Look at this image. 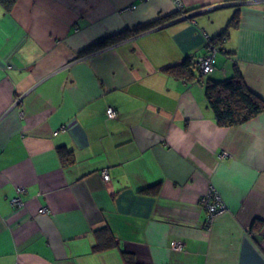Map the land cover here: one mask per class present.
Instances as JSON below:
<instances>
[{
  "label": "crops",
  "instance_id": "obj_1",
  "mask_svg": "<svg viewBox=\"0 0 264 264\" xmlns=\"http://www.w3.org/2000/svg\"><path fill=\"white\" fill-rule=\"evenodd\" d=\"M179 1L203 12L164 26L174 0H0V264H264V111L222 127L204 96L237 70L264 100V0ZM210 190L226 210L208 222Z\"/></svg>",
  "mask_w": 264,
  "mask_h": 264
},
{
  "label": "trees",
  "instance_id": "obj_2",
  "mask_svg": "<svg viewBox=\"0 0 264 264\" xmlns=\"http://www.w3.org/2000/svg\"><path fill=\"white\" fill-rule=\"evenodd\" d=\"M1 1L6 5V0ZM187 13L188 11H186L185 8L177 9L176 13L164 17L163 20ZM237 18L238 16L235 14L230 21V26H235L237 24ZM163 20L157 19L152 23L135 28L131 32L129 30H124L107 36L96 42L94 46L89 47L90 49L88 48L80 54L93 52L94 50L113 45L129 37L130 33L131 35H135L142 30H147L160 24ZM226 34L227 32L223 31L220 35L214 37L213 40L221 41ZM193 61L194 59L187 57L180 65L169 67L167 70H170L169 72L176 76L183 74ZM186 74L187 73H185V76ZM200 77H202V75H200ZM204 82V96L207 105L212 111L214 120L219 126L227 127L240 125L264 111V100L246 86L242 75L237 70H235L233 76L225 80L214 81L212 79H207ZM101 246L97 245L95 249H100ZM124 261L125 264H138L131 254H124Z\"/></svg>",
  "mask_w": 264,
  "mask_h": 264
},
{
  "label": "built area",
  "instance_id": "obj_3",
  "mask_svg": "<svg viewBox=\"0 0 264 264\" xmlns=\"http://www.w3.org/2000/svg\"><path fill=\"white\" fill-rule=\"evenodd\" d=\"M174 4L178 10L183 8L179 0H174ZM216 52H217L216 44L210 45L207 47L206 54L199 56L196 59V63H197L196 66L199 70L200 75H202V77L212 72L213 61H214ZM105 114L108 119H114L117 115L116 111L112 107H108L105 111ZM102 178L104 181L109 180V174L107 173V171L105 170L102 171ZM17 192L18 193L22 192V189H18ZM200 201L206 207V211L208 214V222H211L212 219H214L218 215L223 214L226 210V207L224 206L219 195L215 191L210 190L206 195H204L201 198ZM10 202L13 205H18V206L22 205V201L18 196L12 198ZM40 212L43 214L48 211L41 209ZM172 248L178 251L182 249V246L179 243H174L172 245Z\"/></svg>",
  "mask_w": 264,
  "mask_h": 264
},
{
  "label": "water",
  "instance_id": "obj_4",
  "mask_svg": "<svg viewBox=\"0 0 264 264\" xmlns=\"http://www.w3.org/2000/svg\"><path fill=\"white\" fill-rule=\"evenodd\" d=\"M203 12L202 11H195V12H190L188 14H185L184 16L180 17L179 19H176L174 21H171L169 22L168 24H165L164 26H168V25H171V24H174V23H177L179 21H184V20H188L190 18H193L194 16H197L198 14H201ZM205 12V11H204Z\"/></svg>",
  "mask_w": 264,
  "mask_h": 264
},
{
  "label": "rangeland",
  "instance_id": "obj_5",
  "mask_svg": "<svg viewBox=\"0 0 264 264\" xmlns=\"http://www.w3.org/2000/svg\"><path fill=\"white\" fill-rule=\"evenodd\" d=\"M184 15H185V14H182V15H180V16L182 17V16H184ZM206 39H207V42H208V43H207L208 46H210V45H214V44H216V45L218 44V41H217V40H213V38L211 39L210 37H206ZM208 46H207V47H208ZM209 75H210V74H209ZM203 77L206 79V78L208 77V75H204Z\"/></svg>",
  "mask_w": 264,
  "mask_h": 264
}]
</instances>
